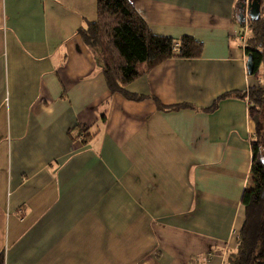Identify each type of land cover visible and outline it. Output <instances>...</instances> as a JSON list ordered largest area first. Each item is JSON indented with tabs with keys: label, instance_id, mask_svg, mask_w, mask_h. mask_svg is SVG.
<instances>
[{
	"label": "crops",
	"instance_id": "1",
	"mask_svg": "<svg viewBox=\"0 0 264 264\" xmlns=\"http://www.w3.org/2000/svg\"><path fill=\"white\" fill-rule=\"evenodd\" d=\"M238 1L129 0L153 34L202 45L126 86L159 109L108 91L77 33L96 0H0L4 264H225L236 252L254 126L246 99L211 106L253 82Z\"/></svg>",
	"mask_w": 264,
	"mask_h": 264
},
{
	"label": "trees",
	"instance_id": "2",
	"mask_svg": "<svg viewBox=\"0 0 264 264\" xmlns=\"http://www.w3.org/2000/svg\"><path fill=\"white\" fill-rule=\"evenodd\" d=\"M238 7L237 4L236 21ZM248 27L244 53L246 58L251 57L252 73L247 75L253 82L245 91L225 94L211 106V110L215 109L220 99L231 95L248 99V117L254 126L249 185L240 198L244 219L237 233V250L227 256L225 264H264V0L260 17ZM77 33L84 45L99 51L105 84L111 94L118 93L131 101L150 98L159 109L165 107L156 99L129 93L126 86L170 57L192 59L202 51L201 43L189 36L175 41L153 34L129 0H96V19ZM182 107L186 106L167 109ZM77 135L82 143L91 138L80 128ZM0 264H4L2 252Z\"/></svg>",
	"mask_w": 264,
	"mask_h": 264
},
{
	"label": "water",
	"instance_id": "3",
	"mask_svg": "<svg viewBox=\"0 0 264 264\" xmlns=\"http://www.w3.org/2000/svg\"><path fill=\"white\" fill-rule=\"evenodd\" d=\"M238 24L241 25L244 21V14L247 11L250 21H256L261 13V0H239L238 1ZM246 71L248 75L252 73L251 57L246 58Z\"/></svg>",
	"mask_w": 264,
	"mask_h": 264
},
{
	"label": "built area",
	"instance_id": "4",
	"mask_svg": "<svg viewBox=\"0 0 264 264\" xmlns=\"http://www.w3.org/2000/svg\"><path fill=\"white\" fill-rule=\"evenodd\" d=\"M249 16L247 14V11H245L244 14V21L240 26L239 32L237 34V41L239 42L240 46L244 49L248 34H249V23H250ZM246 102L248 103V99H246Z\"/></svg>",
	"mask_w": 264,
	"mask_h": 264
},
{
	"label": "rangeland",
	"instance_id": "5",
	"mask_svg": "<svg viewBox=\"0 0 264 264\" xmlns=\"http://www.w3.org/2000/svg\"><path fill=\"white\" fill-rule=\"evenodd\" d=\"M248 37H249V34H248Z\"/></svg>",
	"mask_w": 264,
	"mask_h": 264
}]
</instances>
